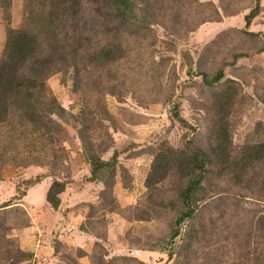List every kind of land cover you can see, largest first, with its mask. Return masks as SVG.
<instances>
[{"label": "rangeland", "instance_id": "1", "mask_svg": "<svg viewBox=\"0 0 264 264\" xmlns=\"http://www.w3.org/2000/svg\"><path fill=\"white\" fill-rule=\"evenodd\" d=\"M131 1L133 11L120 16L106 0H83L98 30L92 46L118 42L122 56L102 63L85 55L51 74L52 123L20 124L15 115L0 123V264H264L256 224L264 201L249 189L208 175L214 184L204 180L198 214L205 227L192 224L170 248L158 239L177 216V169L157 193L145 183L161 153L191 146L211 157L226 118L233 147L261 138L264 0L247 27L256 0ZM47 6L0 0V59L7 29L36 30ZM218 70L223 77L208 83ZM96 158L108 164L91 179ZM55 178L68 186L58 209L44 196Z\"/></svg>", "mask_w": 264, "mask_h": 264}, {"label": "trees", "instance_id": "2", "mask_svg": "<svg viewBox=\"0 0 264 264\" xmlns=\"http://www.w3.org/2000/svg\"><path fill=\"white\" fill-rule=\"evenodd\" d=\"M106 2L108 8L118 11L120 16L133 11L131 0ZM48 4L39 13V27L36 30H33V26L31 31L26 26L7 29L6 43L0 59V123L15 115L20 124L46 128L49 122L52 123L49 114L54 113L53 107L57 104L47 91L46 80L51 74L63 71L69 65H74L75 68L79 59L82 60L85 55L91 61L102 63L122 56L118 42L97 48L92 46L96 44L98 30H95L94 14L90 20L86 16L83 0H48ZM259 9L260 0H256L255 6L244 15L246 27L251 24ZM62 30H66L64 38L60 37ZM222 77L223 71L218 70L206 81L213 83ZM217 103L220 104L221 101L217 100ZM220 124L217 144L212 149L211 157L201 148L191 146L178 152L169 151L170 155L161 153L157 161L152 162L151 173L145 178L146 186L157 193V185L162 183L169 169H177L180 182L175 198L177 216L170 226L167 239H158L165 241L170 248L181 234H190L192 224L205 227L206 219L200 218L201 214H198L202 212L199 201L205 197L207 190L204 180L210 184L208 189H212L211 185L214 184L210 183L208 175H226L233 184L249 189L251 198L264 201V122L258 121L255 124L254 133L261 136L258 141L244 142L236 147L232 146L229 138V120L226 118ZM90 161L91 179L103 165L108 164L101 158ZM214 161L217 168L208 167ZM185 182L187 183L183 186L182 183ZM67 187L65 180L55 178L47 188L44 196L53 209H58L61 195ZM155 202L146 205H155ZM206 203L207 199L203 204ZM157 204L166 211L172 210H167L168 202L165 200L159 199ZM256 224L264 240V214L258 216Z\"/></svg>", "mask_w": 264, "mask_h": 264}]
</instances>
